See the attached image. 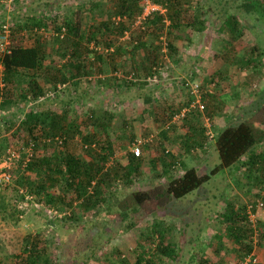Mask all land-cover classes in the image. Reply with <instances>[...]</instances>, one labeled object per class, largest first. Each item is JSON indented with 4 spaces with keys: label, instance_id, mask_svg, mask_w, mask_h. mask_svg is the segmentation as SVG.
<instances>
[{
    "label": "rangeland",
    "instance_id": "374dc122",
    "mask_svg": "<svg viewBox=\"0 0 264 264\" xmlns=\"http://www.w3.org/2000/svg\"><path fill=\"white\" fill-rule=\"evenodd\" d=\"M115 1L15 0L12 2L11 0H0V22L6 19L9 24L13 25L9 37L3 44L0 36V51L7 49L9 45L32 47L35 41H40L46 45L50 53V57L45 60L44 64H49L52 70L61 68L64 72L62 62L65 60L58 59V54L50 50L56 32L52 30L42 34L39 31L29 32L22 25L26 17L43 19L51 17L56 24L68 17L79 21L81 30L87 31V27L92 22L97 23L106 20L108 16L111 17ZM188 3L190 4L184 15L186 22L191 20L195 7L201 6L204 10L209 8L212 12L219 10V0H190ZM209 15L207 19L210 20L202 33L185 29L184 38L175 41L177 49L175 60L166 55L165 50L162 49L157 53L158 66L154 68L153 73H147L146 70L143 72V69L140 71L141 74L137 76L138 80H145L155 75L153 83L147 82L141 88L134 85L127 86L122 80L124 79L123 74L118 70L119 60L126 59L136 40L143 39V41L153 43L149 33L142 34L144 26L140 25L138 19L130 26L126 36L120 39L119 43L123 45L119 54L121 57L114 58L113 63L116 72L112 71L108 64L111 52H106L104 49L103 53L108 54H105L106 63L102 62L103 74L88 77L83 81L84 78H82L77 86L66 84L65 88H62V93L57 94L58 97L42 101V107L45 110L67 112V123L77 128L76 134L67 139L65 146L70 153L82 160H90V155L84 152L83 142L80 139V134L85 135L86 132L92 133L95 142L104 149L110 146L111 154L107 166H114L113 172L116 177L113 178L111 189L105 192L106 196H109L110 191L121 200L133 191L145 190L165 183V179L160 176L161 157L158 159L161 148L157 147L158 140L152 141L154 134L159 133L163 128H169V130H167V141H164L162 149L168 150L186 166L193 167L199 174H203L219 163L213 147V139L217 132L230 123L252 119L257 110L254 111L255 95L264 91V23L242 20L241 38L233 43H226L227 38L217 30L219 22L213 21L215 17ZM58 42H55L54 49L63 46ZM254 45L259 52H262V65L254 69L252 65L244 62L236 64V58L251 57L246 54ZM91 47L90 44L88 48L91 49ZM96 50H102V48L97 47ZM93 58L95 56L90 54V59ZM111 76L122 78L112 81L110 89L90 86L87 83H92L95 78ZM181 81L201 86L203 95L201 104L204 110L197 111L194 108L186 112L188 105L191 103V106H195L196 101L189 93V89L181 86ZM42 85H45L44 81ZM235 94H238L237 98ZM143 95L151 97V104L147 110L142 103ZM74 99L75 101L70 105L67 103V100L73 101ZM32 106V103H24L20 106L9 105L0 111L1 138L7 142L4 153L8 150L16 154L23 152L22 144L25 134L19 131L18 125L23 114L21 110L26 111ZM183 112H186L185 116L188 115L186 119L179 117ZM5 121L12 122L11 127L3 126ZM97 124L105 125L107 127L105 132ZM188 127L191 129L197 127L198 132L203 130L204 135L207 136L205 149H196V151L192 149V151L181 148L182 143L186 141ZM199 134L196 133V138ZM210 136L213 138L211 139ZM146 140L148 143L143 145ZM138 143L143 145L140 149L138 173L129 175L126 172L128 155L132 145ZM42 150V148L39 149V155ZM93 151L98 152L99 147L96 146ZM4 153H0V160ZM155 159L159 161L154 163ZM2 168L0 165V171ZM180 174L179 167L172 171L173 176ZM13 175L15 179L17 175L14 173ZM246 178L240 173L227 176L221 172L192 195L182 200L172 201L167 212L161 209L154 213L153 215L157 216L156 220L170 223L172 228L167 236V242L175 246L177 254L174 262L163 258L160 264H200V259H205L208 264H236L234 244L225 236V226L221 222V215L226 205L231 204L235 211L245 207V216H248L247 220L251 227L257 222L264 221V189L253 181L249 183ZM13 187L0 188V197H2L0 199H3L7 205V209L0 212V264H9L10 259L8 261V258L19 254L23 243L30 235L37 237L39 242L47 240L50 243L52 254L55 253L53 263L69 262L73 255L72 251L76 252L77 241L73 244V248L66 246V241L62 242L60 235L66 237L65 229L73 230L79 221H89L91 225L97 222L94 229L87 230V232L90 231V236L88 233L87 237L94 241L92 244L95 248H84L83 230L81 231L82 236L78 237V245L83 253L78 259L81 264H108L118 260L134 264L136 258L134 251L138 243H141L140 247L146 257H154L153 244L139 242L137 239L138 232L149 229L153 221L151 217L139 220L135 228L126 231L116 219H104L101 222V218L90 217L89 214L83 217L78 215L72 222L56 221L55 225L60 231L57 233V227L51 229L52 226H47L48 221L45 217L50 219V214L36 202L27 200L18 205L22 214L15 215L12 212L10 202L13 199L11 192ZM253 197L256 200L253 209H250V201L254 199ZM260 203L263 206H257ZM169 211L175 217L171 216ZM37 213L40 214L36 215ZM67 237L72 241V237ZM253 248L250 258L254 264H264V249L255 246ZM115 251L119 253L117 256Z\"/></svg>",
    "mask_w": 264,
    "mask_h": 264
},
{
    "label": "trees",
    "instance_id": "16d2710c",
    "mask_svg": "<svg viewBox=\"0 0 264 264\" xmlns=\"http://www.w3.org/2000/svg\"><path fill=\"white\" fill-rule=\"evenodd\" d=\"M11 1L14 2L15 0ZM149 1L161 12L153 11L142 18L143 0H116L111 17L108 16L106 20L97 23L92 22L87 27V31L81 30L79 21L68 17L63 18L59 24H56L51 17L47 19L26 17L22 25L29 32L39 31L41 34L50 30L56 32L50 50H54L58 54V59L65 60L62 62L65 73L61 68L52 70L49 64H44L45 60L50 57V53L47 51L46 45L40 41H35L32 47L9 45L7 49L0 51V111L9 105L20 106L24 103H32L33 105L26 111L21 110L23 114L18 126L19 131L25 134L22 144L24 149L21 154H16L12 150L4 153L7 142L1 138L0 129V153H4L0 164L9 158L10 154L14 155L9 162V167L0 171L9 177L7 182H0V188L14 186L11 189L13 193V199L10 202L12 212L15 215L22 214L23 212L18 205L27 200L36 202L42 206V209H45V212L50 214L51 218L45 217V219L48 221L47 226H52L51 229L57 227L56 221L72 222V220H76L78 215L83 217L89 214L90 217L101 218V222L104 219H116L126 231H131L135 228L136 222L151 217L153 221L149 229L138 232L137 239L139 242L144 241L153 244L154 257H146L140 247L141 243H138L134 251L136 254L134 264H160L163 258L170 262L175 261L177 255L175 246L167 242V236L172 227L169 222L156 220L155 217L157 216L153 214L161 209L163 212H167L172 201L182 200L190 194L192 195L219 173H225L227 176L240 173L244 178L247 177L246 180L249 183L253 181L255 184H259L261 189H264V91L255 95L254 111L257 110L251 120L230 123L217 132L213 139V147L219 163L206 173L199 174L197 169L186 166L168 150L162 149L164 148L163 140L167 141L169 128H163L159 133H155L152 141L158 140L157 147L161 148L158 159L161 157L160 176L165 179V183L149 189L133 191L121 200L110 191L109 196L105 195V192L112 187L113 178L116 177L113 172L114 166H107L111 154L110 146L104 149L95 142L92 133L86 132L85 135L80 134V139L83 142L84 152L90 155L89 161L82 160L66 150L67 139L76 134L77 128L71 123H67V112L45 110L42 107V101L58 97L66 84L77 86L82 78H84L83 81L88 77L103 74L102 62L106 63V55L108 54L103 53L104 49L106 52H111L108 64L110 69L116 72L113 63L115 62L114 58L121 57L119 54L123 45L119 43L120 39L126 36L130 26L136 20L139 19L140 25L144 26L142 34L149 33L153 43H148L147 40L143 41V39L136 40L126 59L119 60L120 68L118 70L123 74L124 79L122 80L125 85H134L140 88L147 82L153 83L156 78L155 75H152L140 81L137 76L141 74L142 69L143 72L153 73L154 68L158 66L156 63L158 51L164 49L165 54L175 60L177 54L175 41L184 38L185 29L190 32L202 33L208 20H210L207 19V15H213L215 17L213 21L219 22L217 30L223 37L227 38L226 43H233L241 38L242 20L264 23V0H219L217 12H212L209 8L204 10L198 6L193 9V15L189 22L184 20V15L190 0ZM5 24L9 32L5 39L7 40L13 25L9 24L6 19H2L0 22L1 38L3 37L2 26ZM5 40L1 39L2 44ZM55 42L63 46L54 49ZM90 44L92 45L91 49L88 48ZM97 47H101L102 50H96ZM90 54L94 55L95 58L90 59ZM246 55L251 57L236 58L235 63L244 62L252 65L254 69H258L262 65V52H259L255 45ZM121 78L120 76L100 77L93 79L92 83L86 82L90 86L110 89L112 81ZM42 81H44V86ZM187 84L191 83L181 81V86L189 89ZM197 85L200 95L199 106H202V109L198 105L191 107L190 103L186 112L194 108L197 111L204 110V106L201 104L202 89L199 84ZM237 96L238 94H235L236 98ZM79 97L82 96L79 95ZM57 99L60 101L59 98ZM74 101L75 99L73 101L67 100V103L70 105ZM142 103L147 110L151 104V97L143 95ZM186 112L183 116L180 114L179 117L186 119L188 117V115L185 116ZM11 123L5 121L2 125H7L6 127L9 128ZM97 125L103 132L107 129L105 125ZM255 125H257L256 128ZM188 128L186 141L182 143L181 148L184 150L195 149L194 151L205 149L207 136L204 135L203 130L198 132L197 127L196 129ZM196 133H200L198 138L195 136ZM210 137L213 138V136ZM146 143H148L147 140L143 142V145ZM143 145H140L139 148L141 149ZM96 146L99 147L98 152L93 151ZM259 147L261 148L258 149ZM40 148L43 150L39 155ZM139 156H135L132 152L129 153L128 169L126 170L129 175L138 173ZM158 159L153 162H158ZM178 167L181 174L173 176L172 171ZM13 173L17 175L15 179ZM255 200L254 198L250 201L251 205L253 203V206L250 205V209H253ZM261 206L263 205L261 204ZM6 209L7 205L3 199H0V212H4ZM169 214L175 217L170 211ZM177 215L179 214L177 213ZM247 219L245 207L235 211L231 204L226 205V209L221 215V222L225 226V236L234 244L233 252L236 264H254L250 258L254 250L253 247L264 249V222H257L251 227ZM96 223L91 225L89 221H79L73 230L65 229L66 237L60 235V239L62 242L66 241V246L69 245L72 248L77 241V245H75L77 249L76 252L72 251L73 255L69 262L59 263L81 264L78 259L83 253L78 245V237L82 236L81 231L83 230L85 234L83 237L85 243H82L84 248H95L92 244L94 241L87 235L95 228ZM89 229L90 231L87 232ZM59 232L57 227V233ZM67 236L72 237V241ZM49 244L47 240L39 242L37 237L34 238L30 235L23 243L19 254L8 258V261L10 259L9 264H55L53 263L55 253L52 254ZM115 252L117 256L119 253ZM247 260L248 263H246ZM199 262L200 264H208L205 259H200ZM108 264L128 263L118 260Z\"/></svg>",
    "mask_w": 264,
    "mask_h": 264
},
{
    "label": "built area",
    "instance_id": "2783aa9c",
    "mask_svg": "<svg viewBox=\"0 0 264 264\" xmlns=\"http://www.w3.org/2000/svg\"><path fill=\"white\" fill-rule=\"evenodd\" d=\"M143 3H144V8H143V16H146L148 15L149 13L153 12V11H160L158 7L152 5L150 3L149 0H143ZM161 12V11H160ZM2 33H3V37H2V40L6 39L7 35H8V27L7 25H3L2 26ZM188 88H189V93L191 94L192 98L196 101V104L195 105H200L199 103V99H200V95H199V90H198V85L195 84V83H192L191 85L190 84H187ZM191 106V105H190ZM191 107H194V106H191ZM200 109H202V106H199ZM185 112H183L181 114V116H183ZM141 143H138V144H134L131 148V152L135 155V156H139L140 154V146ZM14 157L13 154H10L9 158L5 159L0 165L3 167V168H8L9 167V162L10 160ZM2 168V169H3ZM9 180V177L7 174L3 173V172H0V182H7ZM259 207H261V204H258ZM254 262V261H252ZM246 263H248V260L246 261Z\"/></svg>",
    "mask_w": 264,
    "mask_h": 264
},
{
    "label": "crops",
    "instance_id": "0c3cea01",
    "mask_svg": "<svg viewBox=\"0 0 264 264\" xmlns=\"http://www.w3.org/2000/svg\"><path fill=\"white\" fill-rule=\"evenodd\" d=\"M2 2H3V1H2ZM166 139H167V138H166ZM164 141H165V140H163V143H165ZM163 146H164V145H163ZM261 217H263V216L261 215ZM262 222H264V221H262ZM261 257H263V256H261ZM263 258H264V257H263Z\"/></svg>",
    "mask_w": 264,
    "mask_h": 264
}]
</instances>
